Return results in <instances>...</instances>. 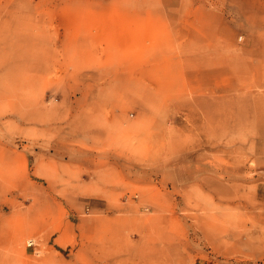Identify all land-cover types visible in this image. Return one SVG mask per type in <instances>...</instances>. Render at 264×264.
Masks as SVG:
<instances>
[{
  "label": "rangeland",
  "instance_id": "1",
  "mask_svg": "<svg viewBox=\"0 0 264 264\" xmlns=\"http://www.w3.org/2000/svg\"><path fill=\"white\" fill-rule=\"evenodd\" d=\"M0 264H264V0H0Z\"/></svg>",
  "mask_w": 264,
  "mask_h": 264
},
{
  "label": "built area",
  "instance_id": "2",
  "mask_svg": "<svg viewBox=\"0 0 264 264\" xmlns=\"http://www.w3.org/2000/svg\"><path fill=\"white\" fill-rule=\"evenodd\" d=\"M30 245H32V243H31V242H29V246H30Z\"/></svg>",
  "mask_w": 264,
  "mask_h": 264
}]
</instances>
